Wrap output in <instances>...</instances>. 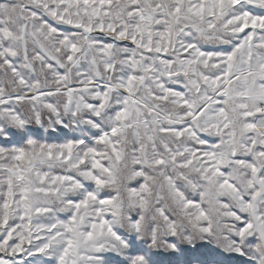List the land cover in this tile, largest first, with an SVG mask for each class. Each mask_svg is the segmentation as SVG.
<instances>
[{
  "label": "snow or ice",
  "instance_id": "6c2138e0",
  "mask_svg": "<svg viewBox=\"0 0 264 264\" xmlns=\"http://www.w3.org/2000/svg\"><path fill=\"white\" fill-rule=\"evenodd\" d=\"M0 264H264V0H0Z\"/></svg>",
  "mask_w": 264,
  "mask_h": 264
},
{
  "label": "rangeland",
  "instance_id": "374dc122",
  "mask_svg": "<svg viewBox=\"0 0 264 264\" xmlns=\"http://www.w3.org/2000/svg\"><path fill=\"white\" fill-rule=\"evenodd\" d=\"M209 50H211V49H209ZM55 142H60V141H55ZM132 186H136L135 182L132 183ZM63 218H64V216H61V219H63Z\"/></svg>",
  "mask_w": 264,
  "mask_h": 264
}]
</instances>
